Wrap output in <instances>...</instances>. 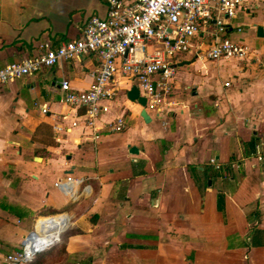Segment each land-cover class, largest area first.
Returning <instances> with one entry per match:
<instances>
[{
    "label": "crops",
    "instance_id": "crops-1",
    "mask_svg": "<svg viewBox=\"0 0 264 264\" xmlns=\"http://www.w3.org/2000/svg\"><path fill=\"white\" fill-rule=\"evenodd\" d=\"M105 11L104 0H0V68L76 39ZM226 22L250 60L206 61L196 44L172 59L147 123L118 74L93 129L63 103L60 81L87 89L91 56L0 88V264L54 222L67 236L26 264H264V0ZM119 116L125 128L107 133ZM67 178L72 197L54 187Z\"/></svg>",
    "mask_w": 264,
    "mask_h": 264
},
{
    "label": "built area",
    "instance_id": "built-area-1",
    "mask_svg": "<svg viewBox=\"0 0 264 264\" xmlns=\"http://www.w3.org/2000/svg\"><path fill=\"white\" fill-rule=\"evenodd\" d=\"M246 0H104L103 18L91 16L80 35L50 48L39 46L35 57L6 64L0 68V88L20 78L49 69L61 61L91 56L97 68L91 74L87 89L74 91L67 81H60L62 101L83 109L84 122L93 129V121L105 111L104 100L116 91L111 87L115 74L135 82L138 95L146 104H156L172 77V59L188 52L197 44L206 61L250 60L251 51L241 41H230L227 20L233 19ZM199 43V44H198ZM228 83H224L226 87ZM42 113L45 111L42 109ZM125 128L123 118L106 124L109 134ZM96 136L93 137L95 139ZM260 160V158H258ZM214 169L219 166L210 159ZM232 167V165H231ZM72 182H55L54 187L69 191ZM81 184V180L75 181ZM72 197L71 192H65ZM44 232L34 229L21 241L18 250L6 254L1 264H26L53 244L46 243Z\"/></svg>",
    "mask_w": 264,
    "mask_h": 264
},
{
    "label": "water",
    "instance_id": "water-1",
    "mask_svg": "<svg viewBox=\"0 0 264 264\" xmlns=\"http://www.w3.org/2000/svg\"><path fill=\"white\" fill-rule=\"evenodd\" d=\"M256 37L261 38L262 37V32L260 28H256ZM126 98L129 101L136 102L140 107L141 110L139 112V116L142 119L143 122L147 123L149 121L148 117L145 114L144 107L146 105V101L142 96L138 95V90L136 89L135 86L131 87L127 93H126ZM137 150L134 147H130L128 150V153L130 154H136Z\"/></svg>",
    "mask_w": 264,
    "mask_h": 264
},
{
    "label": "rangeland",
    "instance_id": "rangeland-1",
    "mask_svg": "<svg viewBox=\"0 0 264 264\" xmlns=\"http://www.w3.org/2000/svg\"><path fill=\"white\" fill-rule=\"evenodd\" d=\"M243 28V30H246V32H248V39H249V42H253V44L254 45H256V43H258V39H255L254 37H253V32H251V31H249V29L247 28V27H242ZM248 30V31H247ZM229 38V37H228ZM246 39V41H248V39L247 38H245ZM229 40L230 41H233V42H236L237 40H233V39H230L229 38ZM249 42H246L247 44H250ZM252 44V43H251ZM208 68H209V72H214V68H211L210 66H207ZM214 77H216V76H214ZM49 223H51V222H49ZM54 223H56V224H60L59 222H54ZM51 225H53V224H51ZM60 225H62V224H60ZM46 227L47 226H49V225H45ZM62 228H63V225H62ZM64 230H66V228L64 229ZM64 230L58 235V238H57V241L54 243V245H58L59 244V239H60V241H61V236L64 234ZM53 245V246H54ZM183 254L186 256V258L188 259L187 260V262L188 263H190L191 261H192V259H193V252H190V251H185L184 250V252H183ZM178 255H182V252H181V254H178Z\"/></svg>",
    "mask_w": 264,
    "mask_h": 264
},
{
    "label": "bare ground",
    "instance_id": "bare-ground-1",
    "mask_svg": "<svg viewBox=\"0 0 264 264\" xmlns=\"http://www.w3.org/2000/svg\"><path fill=\"white\" fill-rule=\"evenodd\" d=\"M62 229V225L60 224H53V225H49V226H44L43 228H41L40 232H44L47 233L45 234L46 237V243L47 244H53L54 242L57 241L58 235L61 233Z\"/></svg>",
    "mask_w": 264,
    "mask_h": 264
},
{
    "label": "trees",
    "instance_id": "trees-1",
    "mask_svg": "<svg viewBox=\"0 0 264 264\" xmlns=\"http://www.w3.org/2000/svg\"><path fill=\"white\" fill-rule=\"evenodd\" d=\"M44 217H46V216H44ZM69 233H71V232H69ZM67 234H68V233H64V234L61 236V240H63V239L65 238V236H67Z\"/></svg>",
    "mask_w": 264,
    "mask_h": 264
}]
</instances>
